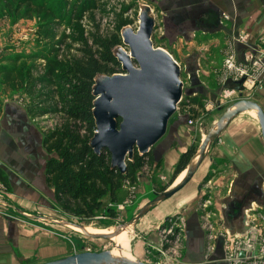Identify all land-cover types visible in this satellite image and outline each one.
<instances>
[{"label": "crops", "instance_id": "crops-1", "mask_svg": "<svg viewBox=\"0 0 264 264\" xmlns=\"http://www.w3.org/2000/svg\"><path fill=\"white\" fill-rule=\"evenodd\" d=\"M146 3L160 21L156 35L161 44L172 56L175 53L177 59L190 65L187 70L194 78L191 89L195 88L203 95L202 106L196 109L197 115H180L175 129L165 137L172 143L158 146L161 150L158 171L168 176L179 153L189 145L186 129L192 126L186 125L184 119L191 118L192 124L202 115L198 110L204 107L208 111L214 105L220 112L213 125L237 100L229 99L234 92L228 91L223 103L217 104L220 96L217 76L222 71L228 36L234 31H247L252 40L248 42L264 59V42L254 41L258 36H264V0H148ZM220 13H226L228 17L221 19ZM233 46L238 60L249 49L247 44L239 42ZM6 62L5 57L0 59V63ZM210 82L212 86H209ZM226 85L229 89H237L230 81ZM26 96L22 89L0 90V168L8 185L7 189H0V199L27 214L52 217L53 211H59L52 187L44 178L48 153L42 138L46 128L42 126L40 116L27 109ZM241 97L256 102L264 115V80L260 89L251 88L249 95ZM199 131H202L200 127ZM202 137L201 132L200 140ZM184 172L177 174L176 179ZM138 187V193H143L150 185L146 180L141 184L138 182ZM203 194L205 196L199 199ZM250 204L264 211V149L257 117L250 109H244L235 114L218 138L208 145L192 176L174 192L171 202L166 200L160 206L161 213L157 210L150 218L175 213L184 259L203 260L204 253L213 243L208 262L221 264L222 261L217 259L222 254L221 242L217 245L220 238L212 242L207 237V221L211 224V232L223 226L238 231L242 227V208ZM33 219L0 207V264L42 262L69 254L61 234Z\"/></svg>", "mask_w": 264, "mask_h": 264}, {"label": "trees", "instance_id": "trees-1", "mask_svg": "<svg viewBox=\"0 0 264 264\" xmlns=\"http://www.w3.org/2000/svg\"><path fill=\"white\" fill-rule=\"evenodd\" d=\"M22 1L31 10L56 14L59 23L67 16L72 35L62 34L60 42L66 38L72 39L76 44L75 53L71 55L68 50L60 51V47L51 46L40 56L44 61L41 75H33L29 66L24 68L16 63L20 58L18 55H11L6 58L11 64L0 63V90H23L26 84L31 83L27 92L23 90L29 96L27 109L35 116H42L47 112L59 114L55 125L46 130L42 138L48 153L44 164V178L46 184L52 187L57 208L64 214L85 220L91 219L99 210L113 216L115 204L122 201L126 193L122 186L123 179L127 178L129 183H135L137 171L145 164H153V168L160 166V159L155 160L150 151L138 154L134 149L132 158L125 160V171L121 173L116 167L110 166V155L106 148L95 153L88 144L94 130L91 115L93 76L97 72L110 74L120 70L112 48L121 44L119 29L128 24L130 19L116 16L111 28L104 34L90 32L84 35L85 29L81 26V21L86 14L99 9L101 0H82L79 4L75 2L69 12L68 0H59L54 10L45 6L43 0ZM52 21L57 23L54 22L56 20ZM37 83L50 87L43 93L45 98L41 100L40 96H32L37 92ZM44 101H51L54 106L44 107L41 104ZM179 104L191 107V117H195L196 109L202 106L198 94L186 95ZM195 149L193 144H189L179 153L168 181L159 186L156 192H152L151 197L177 178ZM0 184L4 189L8 188L1 168ZM105 198L109 201L108 205H104Z\"/></svg>", "mask_w": 264, "mask_h": 264}, {"label": "water", "instance_id": "water-1", "mask_svg": "<svg viewBox=\"0 0 264 264\" xmlns=\"http://www.w3.org/2000/svg\"><path fill=\"white\" fill-rule=\"evenodd\" d=\"M137 25L129 24L119 29L121 44L112 48V54L120 70L106 74L97 72L91 84V115L94 130L88 144L95 153L106 148L110 155V166L121 173L125 171V160L131 159L133 150L138 154L150 151L155 160L161 150L153 145L164 133L168 117L176 109L182 93L180 66L164 47L152 43L155 27V13L146 2L138 4ZM241 79L236 80L240 83ZM253 108L258 120L264 149V115L254 101L240 98L222 112L215 124L209 128L183 169L182 178L155 193L128 220L113 227L110 232H88L75 220L56 219L41 214H27L19 207L0 199L16 212L32 218H41L57 224L77 227L78 231L90 237L109 238L120 228L137 220L147 208L171 196L192 176L201 162L208 145L218 138L220 131L238 112ZM168 128L171 133L176 126ZM194 157V158H193ZM193 158V160H192ZM161 225V224H160ZM220 241L218 240V244ZM28 264H149L126 256H115L108 249L99 251L81 250L54 259Z\"/></svg>", "mask_w": 264, "mask_h": 264}, {"label": "rangeland", "instance_id": "rangeland-1", "mask_svg": "<svg viewBox=\"0 0 264 264\" xmlns=\"http://www.w3.org/2000/svg\"><path fill=\"white\" fill-rule=\"evenodd\" d=\"M43 1L45 6H50L54 10L56 8V3L59 0ZM81 1L82 0H68V12L71 10L73 3L76 2L79 4ZM146 1L148 0H101L99 3V9L86 14L81 21V26L85 29L84 35H86V33L89 34L90 32L104 34L111 28L112 22L116 16L130 19L128 24L135 29L137 25L136 14L138 4ZM22 2V0H0V59L4 57L6 59L11 55L16 54L20 57H18L17 64L22 65L24 68L29 66L33 75H41L44 70V61L43 59H40V56L43 52L55 45L60 47V51L65 49V51L68 50L67 52L73 55L75 53L76 44L72 39L67 38L60 42L62 34H70L72 32L67 24V16L63 18L64 21L62 19L59 23V20L55 17L56 14H52L51 12L46 13L44 10L38 12L36 10H31L29 6H24ZM52 20H56L54 22L57 23L54 24ZM155 22L151 39L154 45L161 46L162 44L156 35L160 30V28L158 29L160 21H158L157 15H155ZM163 45L162 47L166 48V46ZM173 55V57H175L174 59L180 66L179 77L182 80L181 99L184 100L185 96L190 95L193 91L202 97L203 95L200 91L195 88L191 89V87H193L191 80L194 78L190 77V72L187 70V67L190 65L188 66L187 62L177 59L175 53H173ZM5 64H11V61L7 60ZM200 79L204 78L200 76ZM30 84L31 83L26 84L25 89L23 90L27 92ZM209 86H212V82L209 83ZM49 88L50 87L46 84L37 83L35 85V90L37 92L32 94V96H40L39 98L41 100L45 98L43 93L47 92ZM26 98L29 99V96H26ZM205 100H207V98ZM179 102L176 109L167 119L164 133L153 145L160 143L168 135V128L173 126L174 122H178V117L180 115H186L187 117L190 116V108L179 104ZM41 104L44 107L54 106L51 101H44ZM211 106L212 108L208 111H206L204 107L198 110V113L202 115L194 123H185L186 125L192 126L186 129L187 142L188 144H193L196 149L201 141V132L204 135L205 132L214 125H212L214 122L213 120L220 112V110L215 108L214 105ZM58 116V113L47 112L45 115L38 118L41 121L42 126H45L47 130L55 125ZM184 120L187 122V118ZM198 124L202 131H199ZM158 168H153V164H149V166L137 171V179L140 181V184L147 180L150 188L146 187L145 192L138 193V187L132 203L127 204L122 211H117L115 209V214L113 216H108L102 210H99L91 219L85 220L64 214L58 209L59 213L53 211L52 217L56 219L75 220L86 227H91L98 231L113 229V227L119 223L128 221L138 208L151 198V195L153 194L152 192L168 181L169 175H161ZM173 195L174 193L171 197L169 196L168 198L148 207L146 212H144L137 220L132 221L130 223L132 232L129 226L123 229L125 234L127 232L128 240L130 239L128 243L130 258L141 260L149 264H176V258L177 260L184 259L183 251H181V243L178 239L176 241V214L169 213L167 215L165 214L166 216L164 215L162 218H150V215L157 210V213L160 214L161 204H164L166 200H170L171 202ZM0 198L2 197L0 196ZM103 201L104 205H108V199L105 198ZM0 207L13 213L16 212L9 205H4L3 203H0ZM33 220L49 226L54 231L61 234L67 242V251L69 253L81 250L99 251L103 249H108L111 253L113 252L114 243L111 239L90 237L73 229L69 225L57 224L41 218H35ZM208 232L212 233L210 229ZM178 254L181 256L178 257Z\"/></svg>", "mask_w": 264, "mask_h": 264}, {"label": "built area", "instance_id": "built-area-1", "mask_svg": "<svg viewBox=\"0 0 264 264\" xmlns=\"http://www.w3.org/2000/svg\"><path fill=\"white\" fill-rule=\"evenodd\" d=\"M226 13H220V18H227ZM249 34L245 30L232 32L228 36V41L224 56L222 59V71L217 76V83L220 87V96L217 104L223 103L224 96L228 91H233L234 94L229 99L245 98L241 95H249L251 88L260 89L264 80V59L259 50H254ZM252 41V40H250ZM254 41L264 42V36H258ZM239 42L247 44L249 49L242 55L241 60H238L235 55L233 44ZM241 79L240 83L236 80ZM232 85L236 84L237 89L227 88V82ZM191 118H187V123H191ZM149 166L145 164L143 168ZM137 176V174H136ZM138 177H136L137 179ZM138 179L135 183H129L128 179H123L122 186L126 193L122 201L115 204L117 211L124 210L127 204L132 203L138 190ZM0 189H4L0 184ZM1 203V202H0ZM243 219L242 227L238 231H231L225 226L220 227L212 233H207V237L215 241L218 237L221 240L222 254L217 257L222 261L221 264H264V211L260 210L256 205H247L242 208ZM207 219V218H206ZM211 224L207 221L208 230H211ZM217 236V237H216ZM211 237V238H210ZM179 240L176 235V241ZM209 251L203 255V260L188 261L185 259L176 258V264H210L208 257L213 250V243L209 247ZM181 256L178 254V257ZM213 264V263H212Z\"/></svg>", "mask_w": 264, "mask_h": 264}, {"label": "bare ground", "instance_id": "bare-ground-1", "mask_svg": "<svg viewBox=\"0 0 264 264\" xmlns=\"http://www.w3.org/2000/svg\"><path fill=\"white\" fill-rule=\"evenodd\" d=\"M248 109H250V113H252L255 116V113H254L255 110L253 108H248ZM180 177H182V176L180 175ZM180 177L178 179H176V181L174 183H176L180 179ZM172 184H173V182H172ZM128 226L131 229V225L130 224H126L124 227L120 228L114 235H112L111 237L108 238V239H111L113 241V243H114L112 254L115 255V256L131 257L130 253L128 251V246H129L128 243H129L130 239L128 240V238H127L128 237L127 236V232L125 234L124 231H123V229H125ZM72 228L75 229V230L78 229L75 226H72ZM83 229H85L88 232H110L111 230H113V229H107V230H103V231H98V230H95V229H93L91 227H86L85 225H83ZM131 232H132V229H131Z\"/></svg>", "mask_w": 264, "mask_h": 264}, {"label": "flooded vegetation", "instance_id": "flooded-vegetation-1", "mask_svg": "<svg viewBox=\"0 0 264 264\" xmlns=\"http://www.w3.org/2000/svg\"><path fill=\"white\" fill-rule=\"evenodd\" d=\"M154 22H155V20H154ZM175 127H176V126H175ZM166 143L170 144V143H172V141H171L170 139H168V137H167V139L165 138L163 141H161L160 144H159L158 146L160 147V146H162V145H164V144H166ZM203 196H205V194L200 195V196H199V199H202ZM164 220H165V219H164ZM164 220H163V222H164ZM178 231H179V226H178V224H177V215H176V234H178ZM220 242H221V240H220Z\"/></svg>", "mask_w": 264, "mask_h": 264}]
</instances>
